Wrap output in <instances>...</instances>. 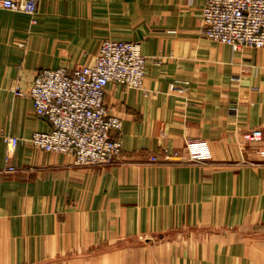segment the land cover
I'll return each mask as SVG.
<instances>
[{"label": "crops", "instance_id": "obj_1", "mask_svg": "<svg viewBox=\"0 0 264 264\" xmlns=\"http://www.w3.org/2000/svg\"><path fill=\"white\" fill-rule=\"evenodd\" d=\"M204 2L42 0L35 24L0 8V169L4 135L20 139L18 171L0 172V264H264V142L242 138L264 126V48L204 39ZM106 38L141 42L145 84L107 85L122 155L80 168L32 144L51 126L14 88L91 64ZM189 139L210 157L163 160Z\"/></svg>", "mask_w": 264, "mask_h": 264}, {"label": "built area", "instance_id": "obj_2", "mask_svg": "<svg viewBox=\"0 0 264 264\" xmlns=\"http://www.w3.org/2000/svg\"><path fill=\"white\" fill-rule=\"evenodd\" d=\"M42 0H0V8L26 13L31 22ZM202 37L228 44L233 50L264 48V0H205L202 6ZM25 47V42H19ZM148 58L139 41L106 38L91 64L39 70L27 90L16 86L17 96L28 95L39 118L49 122V131H36L30 141L37 148L68 154L77 167L107 166L120 161L123 119L110 112L105 100L110 82L125 88L143 89ZM190 82H178L174 90L185 93ZM244 142H264V126L242 134ZM7 145L5 167L0 172H17L11 163L20 142L4 135ZM190 160L209 158L205 140L188 141ZM154 155L152 160L157 161ZM166 160L180 161L179 157Z\"/></svg>", "mask_w": 264, "mask_h": 264}, {"label": "rangeland", "instance_id": "obj_3", "mask_svg": "<svg viewBox=\"0 0 264 264\" xmlns=\"http://www.w3.org/2000/svg\"><path fill=\"white\" fill-rule=\"evenodd\" d=\"M189 140H191V139H189ZM189 140H186V145H185V154L184 153H179V152H175L174 154H171V153H169L168 151L166 152V158L165 159H163V160H166L167 158H170V157H179L181 160H185V161H193V160H190L189 159V154H188V146H187V144H188V141ZM154 155H152L151 156V160H152V157H153ZM157 156V155H156ZM158 157V156H157ZM158 160V159H157ZM152 161H154V160H152ZM167 161H169V160H167ZM171 161V160H170ZM116 164H118V163H115V164H112V165H116ZM112 165H107V166H112ZM97 167H99V166H97ZM80 168H83V167H80Z\"/></svg>", "mask_w": 264, "mask_h": 264}]
</instances>
